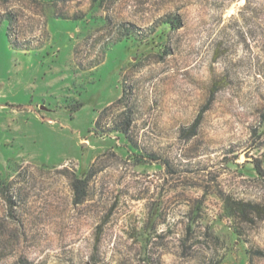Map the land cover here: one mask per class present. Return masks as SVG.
<instances>
[{
    "label": "rangeland",
    "instance_id": "rangeland-1",
    "mask_svg": "<svg viewBox=\"0 0 264 264\" xmlns=\"http://www.w3.org/2000/svg\"><path fill=\"white\" fill-rule=\"evenodd\" d=\"M257 163L264 0H0V264H264Z\"/></svg>",
    "mask_w": 264,
    "mask_h": 264
},
{
    "label": "trees",
    "instance_id": "trees-1",
    "mask_svg": "<svg viewBox=\"0 0 264 264\" xmlns=\"http://www.w3.org/2000/svg\"><path fill=\"white\" fill-rule=\"evenodd\" d=\"M169 23H170V26L172 28H178L179 27V22L177 20H170ZM129 124H130V119H127V120L123 121V123H122L123 126L118 127V128H122L121 129L122 131L127 132V125H129ZM255 170L259 174L263 175V173H264L262 171L260 163L255 164ZM84 184H85V181L81 179L78 181V184L76 185V191H77L79 197H81L85 193V190H84L85 185Z\"/></svg>",
    "mask_w": 264,
    "mask_h": 264
}]
</instances>
